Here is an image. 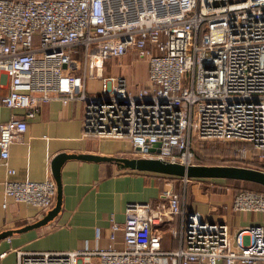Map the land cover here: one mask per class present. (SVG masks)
Listing matches in <instances>:
<instances>
[{
    "label": "built area",
    "instance_id": "2783aa9c",
    "mask_svg": "<svg viewBox=\"0 0 264 264\" xmlns=\"http://www.w3.org/2000/svg\"><path fill=\"white\" fill-rule=\"evenodd\" d=\"M132 47L146 62L135 90L104 73ZM89 78L99 92H87ZM2 88L0 103L23 110L0 123L2 207L8 198L44 212L55 203L52 178L12 180L8 163L26 120L52 99L80 101L84 134L128 139L138 157L191 165L196 138L248 144L264 158V0H0ZM231 210L260 220L231 237L224 222L186 212L167 181L155 203H127L124 221L111 222L109 239L121 231L123 248L17 250L16 264H264V191L240 190ZM165 222L172 250L161 246Z\"/></svg>",
    "mask_w": 264,
    "mask_h": 264
},
{
    "label": "crops",
    "instance_id": "0c3cea01",
    "mask_svg": "<svg viewBox=\"0 0 264 264\" xmlns=\"http://www.w3.org/2000/svg\"><path fill=\"white\" fill-rule=\"evenodd\" d=\"M87 92L96 93L88 88ZM5 93V88L0 89V96ZM22 115L23 110L10 109L0 103V123ZM82 118L83 104L80 101L63 104L59 99H52L43 103L35 116L26 120L24 134L10 146L8 163L14 174L9 178L53 179L51 162L60 153L138 157L131 153L133 150L128 139L84 134ZM122 143L126 145L124 149H121ZM161 176L165 175L121 168L114 162L66 160L59 172L60 211L46 225L0 239V264H16L17 250L92 251L106 249L110 244L116 249L123 248L121 231L116 233L113 243L109 239L111 222L124 221L127 203H155L166 182V179L160 180ZM5 178V170L0 164V232L31 224L45 213L37 207L9 198L5 200L6 206L2 207ZM191 182H187V200L185 197L182 200L186 212L195 211L206 220L224 222L231 237L239 228L259 222L258 213L231 210L235 194L233 186L216 180L204 189L197 184L190 185ZM161 234L162 249L176 248L169 223L162 225ZM85 260L82 258V262Z\"/></svg>",
    "mask_w": 264,
    "mask_h": 264
},
{
    "label": "rangeland",
    "instance_id": "374dc122",
    "mask_svg": "<svg viewBox=\"0 0 264 264\" xmlns=\"http://www.w3.org/2000/svg\"><path fill=\"white\" fill-rule=\"evenodd\" d=\"M138 50L132 47L129 53L122 56H114L106 60V69L104 73L120 74L126 77L128 87L135 90L137 87L146 84V62L144 59L138 56ZM99 73V71H98ZM101 87V81L97 78H89L87 81V88L89 90L99 92ZM230 140H217V139H196L192 140V152L193 158L195 157L203 165H220V166H240L253 168L264 171V158H261V154L253 149L248 144H241ZM246 147L248 150V156L241 158L236 154V149L240 147ZM126 147L125 143L121 144V149ZM133 153V152H131ZM192 158V160H193ZM193 164V163H192ZM182 179V178H181ZM192 182L190 185L197 184L201 188H207L212 186L213 181L217 179L205 178V179H194L191 178ZM220 182L223 179H218ZM171 181L174 190L179 194L180 200H183L184 189L183 186L180 190L177 187V181ZM189 184V183H187ZM231 186L236 189H253L250 183L245 181H235L230 183ZM189 186V185H188ZM180 191V192H179ZM184 198V199H185ZM185 203V202H184Z\"/></svg>",
    "mask_w": 264,
    "mask_h": 264
},
{
    "label": "water",
    "instance_id": "95a60500",
    "mask_svg": "<svg viewBox=\"0 0 264 264\" xmlns=\"http://www.w3.org/2000/svg\"><path fill=\"white\" fill-rule=\"evenodd\" d=\"M154 147H158V144H155ZM150 152H158V150L151 148ZM69 159H80L93 162H114L121 168H128L131 170L144 172H154L167 176L188 179H233L256 183L264 186V171L247 167L195 164L184 165L179 162H170L154 158H120L115 156L93 154L60 153L56 155L51 162L52 176L56 185L55 204L51 208L47 209L40 219L32 222L31 224H27L17 229L1 231L0 239L9 236L12 233H19L46 225L58 214L61 208V188L59 179L60 167L66 160Z\"/></svg>",
    "mask_w": 264,
    "mask_h": 264
},
{
    "label": "trees",
    "instance_id": "16d2710c",
    "mask_svg": "<svg viewBox=\"0 0 264 264\" xmlns=\"http://www.w3.org/2000/svg\"><path fill=\"white\" fill-rule=\"evenodd\" d=\"M241 144L243 145L244 143H240V145ZM192 163L195 164V165H203V163H201L200 161H198L195 157L193 158ZM160 178H161L160 179L161 181H164L165 179L166 180L177 181V187L179 188V190L183 187V184H182V181H181V177H175V176H167V175H165V176H161ZM222 181H224V184L225 185H231L230 184L231 182H235V181H239V180L223 179ZM247 183H250L253 186V189H249V190L264 191V186H262V185H259V184H256V183H251V182H247ZM240 190H243V189H236L234 187L235 194L237 192H239ZM185 196H186V200H187V196H188V184L185 187Z\"/></svg>",
    "mask_w": 264,
    "mask_h": 264
}]
</instances>
